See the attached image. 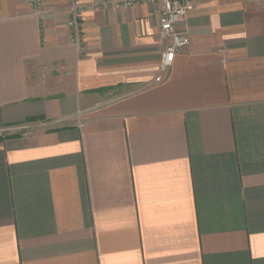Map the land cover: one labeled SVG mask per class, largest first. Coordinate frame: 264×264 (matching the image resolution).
Here are the masks:
<instances>
[{"label":"crops","instance_id":"crops-1","mask_svg":"<svg viewBox=\"0 0 264 264\" xmlns=\"http://www.w3.org/2000/svg\"><path fill=\"white\" fill-rule=\"evenodd\" d=\"M92 1L78 46L0 0V264H264V0H190L165 70L159 3Z\"/></svg>","mask_w":264,"mask_h":264},{"label":"built area","instance_id":"built-area-1","mask_svg":"<svg viewBox=\"0 0 264 264\" xmlns=\"http://www.w3.org/2000/svg\"><path fill=\"white\" fill-rule=\"evenodd\" d=\"M28 4L39 11L42 7V0H27ZM69 4L68 28L70 30L71 41L78 46L81 44V8L79 0H67ZM160 4L159 10V38L166 41L161 52L160 67L167 69L173 62L177 49L189 42L186 32L176 29V25L183 22L187 15L193 10V4L190 0H93L91 6L95 10L107 7H132L141 4ZM16 128H6L5 134H14ZM27 134L28 132H23Z\"/></svg>","mask_w":264,"mask_h":264}]
</instances>
